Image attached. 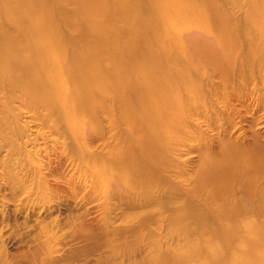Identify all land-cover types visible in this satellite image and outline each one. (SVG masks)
<instances>
[{
  "label": "rangeland",
  "instance_id": "obj_1",
  "mask_svg": "<svg viewBox=\"0 0 264 264\" xmlns=\"http://www.w3.org/2000/svg\"><path fill=\"white\" fill-rule=\"evenodd\" d=\"M0 27V264H264V0H0Z\"/></svg>",
  "mask_w": 264,
  "mask_h": 264
},
{
  "label": "bare ground",
  "instance_id": "obj_2",
  "mask_svg": "<svg viewBox=\"0 0 264 264\" xmlns=\"http://www.w3.org/2000/svg\"><path fill=\"white\" fill-rule=\"evenodd\" d=\"M17 2H23L24 0H16ZM26 1V0H25ZM182 1V0H181ZM151 4V3H150ZM156 5V4H155ZM182 5V4H181ZM134 8V7H133ZM156 8V7H155ZM169 8V7H168ZM261 8V7H260ZM262 11V10H261ZM10 12V11H9ZM139 13V12H138ZM203 19H204V31L207 32L211 39H212V43L215 44V46L218 48L220 54L222 56H225L226 58L228 59H231L233 57V54L236 52L237 53V48L239 47V45L241 44V39H239V35H238V32H239V27L238 25L236 24H233L229 17L225 14L226 12L223 11L222 9L220 8H217L214 9V8H211V9H204L203 10ZM144 17V16H143ZM190 19V18H189ZM188 19V20H189ZM243 19V18H242ZM139 22H137V24H134V27H137L138 26V31L135 33V38L137 40L141 39L142 42H144L146 46V49L143 51L142 53V59H143V65L141 64V62L138 63V66H136L135 68H140V64L142 65V68H144V70H147L149 72H151V69L153 67H155V65L157 66L158 64H160L163 60V57H166V55L164 54H159V55H156L154 53L155 51V47L153 45H149V41L147 42L148 40V33H147V30L149 28H140L141 25L139 26L138 24ZM186 24V23H185ZM174 25V24H173ZM258 25V24H257ZM143 26V25H142ZM197 27V26H196ZM173 28V27H172ZM1 29V27H0ZM191 30V29H190ZM132 32V31H131ZM178 33V32H177ZM162 35V34H161ZM141 38H140V37ZM132 38H133V32H132ZM139 38V39H138ZM133 40V39H132ZM106 41V40H105ZM135 41V40H134ZM84 43L86 44H89L88 41H85ZM139 44V42H136V44ZM100 44V43H99ZM244 44V43H242ZM139 47V46H138ZM169 45L168 43H163L161 45V52L160 53H164V50L166 48H168ZM245 53L246 54H251L253 50L257 51L256 48L252 47L251 45L249 46V44H245ZM183 53L185 54V56H188V50L186 48H174V50L172 51V54H175L178 55V58L177 56L175 58L179 59V55L181 56L182 58V55ZM1 54H3V50H0V79L2 80V82L5 80L7 82L10 81H17L18 79L16 78L17 76L13 73H16L17 72V68L12 70V72H10L9 74H2L1 70L2 69H5L7 68L8 70H11L13 67H15L14 64L10 63V62H4V60L1 58ZM232 56V57H231ZM115 57V56H114ZM181 63H180V70L182 72V76H187V74H189L190 72L188 71H185L184 67H183V62L182 60L184 59H181ZM167 57L164 59L166 60ZM131 60H133L132 62H134L135 59L131 58ZM130 60V61H131ZM7 63V64H6ZM166 63V62H165ZM120 65V64H119ZM43 67V66H42ZM131 68V67H130ZM156 70H159V71H163V69H156ZM116 72V71H115ZM118 72V71H117ZM4 75V76H3ZM19 75V74H18ZM119 75V74H118ZM125 75V74H124ZM35 76V75H34ZM191 76V75H190ZM30 77V76H29ZM194 77V76H193ZM20 78V76H19ZM118 78V77H117ZM121 79V78H120ZM199 80V79H198ZM119 83V82H118ZM163 84V83H162ZM228 85V84H226ZM126 86V85H125ZM127 89V88H126ZM132 89V85L129 86V90ZM125 92V88L121 89L120 90V93H123ZM19 95V94H17ZM21 99V98H20ZM179 116V115H178ZM259 159L261 158H256L255 160V163L257 161H259Z\"/></svg>",
  "mask_w": 264,
  "mask_h": 264
}]
</instances>
